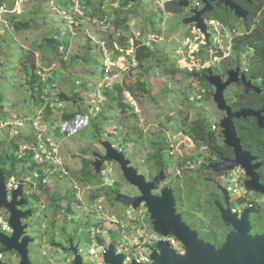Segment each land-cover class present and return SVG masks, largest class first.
Segmentation results:
<instances>
[{"label": "rangeland", "instance_id": "374dc122", "mask_svg": "<svg viewBox=\"0 0 264 264\" xmlns=\"http://www.w3.org/2000/svg\"><path fill=\"white\" fill-rule=\"evenodd\" d=\"M65 1L5 0L10 7L14 6L16 12L4 18L0 31V119H17L15 127L0 128V157L5 151L12 154L11 141L15 137L24 138L21 140V146L34 147L33 144L39 142L40 149L43 143L40 137L45 134L47 142L56 149L54 164H50L55 170V175L47 177V183H42L43 188L48 191L46 195L40 194L37 180L31 173L33 170L27 163L17 166L18 177L23 175L34 183L32 190L30 183L25 184L28 205L24 207L27 211H33L25 221L28 225L27 235L34 239L29 246L33 264H72L74 255L68 251L70 239L76 244L81 243L85 263L96 264V260L87 253L89 243L86 230L90 223H104L100 226L107 232L104 242L110 245L122 244L125 236L131 235H143L147 241L158 238L146 206L136 210L105 194L100 203L92 200L94 194L111 192L112 189L127 196H140V191L124 177L120 165L117 162L104 164L103 170L111 169L110 176L115 184L114 187H109L101 174L96 173L95 179L86 181L90 179H86L89 173L82 172L84 161H94L96 153L105 155L102 143L111 142L131 160V165L140 174L147 177L148 155L155 153L158 144L162 143L166 148L165 160L169 165L165 168L167 181L162 183L161 189L172 186L180 207V164L183 159L196 153L195 142L183 132L184 122L201 116L213 119L214 122L220 118L213 99L209 98L210 90L204 91L196 80H187L181 74H170L165 67L169 64L179 70L195 71L210 63H217L214 47H208L205 37L195 27L184 23L188 18L165 11L167 0H135L125 7L127 0H105L102 9H88L89 12L79 9L78 5L72 10L63 9L60 4ZM73 1L71 0L72 3ZM112 8L118 10L122 18L129 19L131 30L125 31V36L131 47L125 49V52H122L116 43L114 48L109 47L111 35L119 36L115 27L109 23V17L114 14ZM69 18L74 20V24L67 20ZM14 21H30L31 29L18 31L14 28ZM210 33V43L214 45L217 34L212 27ZM48 36L62 42L64 47L70 41L68 50L61 49V54L56 52L54 46L47 44ZM137 38L149 41L161 55L160 62L156 59L145 63L146 72L134 67L133 60H128V56L134 57L133 41ZM186 38L190 39L191 44L182 49ZM30 53L36 54L37 66L44 81L56 77L57 73L58 79L61 80L59 87L53 84L51 90L45 91L46 94L49 93V99L52 101L49 108L37 107L36 100L31 98L32 90L25 81L20 60ZM108 59L116 61L117 65L104 74ZM131 74H143L152 94L139 101L127 93L126 101H130L134 111L128 109L126 114H123L116 109L110 110V101L105 91L115 84L122 83L125 76L130 77ZM201 89L204 91L202 97ZM62 92L81 93L82 100L77 103L63 101L60 97ZM77 107L87 111L90 120L101 116L103 112L106 113L107 120L102 123L101 135L94 126L81 128L70 135L59 133L57 129L62 124L59 120V110L76 112ZM50 109L51 116L48 114ZM54 120L56 123L51 122ZM53 133L55 136H52ZM48 149L51 150L49 147ZM10 164H7L8 168ZM196 165L192 162L186 164V167L192 168ZM58 166L64 168L63 174L57 171ZM203 176L205 178L207 175ZM79 177L84 178L87 186H91L83 191L82 200L77 201L82 204L81 208L71 206V199H68V195L74 196V187H80L79 182L83 184ZM211 185L201 180L186 185V203L191 211H197L198 203L193 200L194 191H209L213 186ZM31 191L36 193L37 198L31 195ZM52 197L56 199V203L51 205ZM94 205L101 206V216L91 210ZM60 208L65 211L61 213ZM207 210H204L205 213ZM0 217L8 219L9 212L1 210ZM107 217H115L119 222L117 231L115 225L106 220ZM54 237L62 244L61 247L52 245ZM99 240L97 237L96 241ZM174 240L176 243L173 247H178L181 252L178 241L175 238ZM122 245L120 250L124 254V242ZM3 255L5 263L20 264L21 258L16 252L5 251Z\"/></svg>", "mask_w": 264, "mask_h": 264}, {"label": "flooded vegetation", "instance_id": "af4514ba", "mask_svg": "<svg viewBox=\"0 0 264 264\" xmlns=\"http://www.w3.org/2000/svg\"><path fill=\"white\" fill-rule=\"evenodd\" d=\"M167 1H178L180 6V0ZM228 1L230 5L213 6L211 12L202 16L208 32L210 33L212 27L217 34L214 45L197 29L196 24L188 26L192 25L205 37L208 47H214L217 63L202 66L199 71L208 69L209 77L220 76L223 83L230 81L224 94L231 115L242 111L252 112L250 115L232 119L242 153L247 154L251 160L245 167L240 166L233 171L217 170L225 161H233L236 151L225 143L224 128L221 126L222 121L230 116L229 112L219 110L214 99L217 88L209 83L207 88L202 89L210 90L209 98L213 99L220 118L214 122L213 119L199 117L207 120L211 126L209 140L207 143H195L196 153L183 159L178 178L181 195L180 207L177 201L178 213L181 214L183 222L198 234L200 240L214 245L217 249L223 247L235 228L238 231L247 229V235L253 238L264 237V0ZM189 3L186 8L180 6L184 11L171 14L190 18L194 15L193 10L204 9L201 0H189ZM234 6L244 14L238 16V9ZM222 13L225 14L224 22L217 19ZM220 53L221 56L218 55ZM200 96L202 97L201 94ZM192 162L197 165L186 167V164ZM148 173V181L160 174L159 172L150 179ZM203 174L207 176L204 178ZM200 180L213 186L211 185L209 191H194L193 200L198 203L197 211H191L186 203V185ZM226 210L228 219L234 218V223L227 224L224 218ZM179 245L182 250L179 252L178 248L176 251L182 254L185 249L182 244Z\"/></svg>", "mask_w": 264, "mask_h": 264}, {"label": "water", "instance_id": "95a60500", "mask_svg": "<svg viewBox=\"0 0 264 264\" xmlns=\"http://www.w3.org/2000/svg\"><path fill=\"white\" fill-rule=\"evenodd\" d=\"M201 1L204 9L193 10L194 15L186 19L184 23L186 25L196 24L197 29L209 41L210 33L202 16L211 12L213 6L218 7L223 4L228 6L231 3L228 0ZM189 4V0H180L181 7L186 8ZM234 8L238 9V16L244 14L238 7L234 6ZM208 82L217 88L214 99L219 110L229 112L230 116L222 121L221 126L224 128L225 143L234 147L236 151V158L233 161H225L217 170L233 171L237 167H245L251 159L247 154L242 153L240 140L237 138L232 119L250 115L252 112L242 111L231 115L224 94L230 81L223 83L220 76H211L208 78ZM102 145L106 154H95L93 168L96 173L100 174L105 163L117 162L126 180L140 191V196L137 197L118 194L116 201L136 210L141 206H146L156 234L162 238L173 236L185 249V252L180 254L169 241L163 239L158 244L160 251H155L152 255L153 262L151 264H264V237L253 238L247 235V229L238 231L235 228L220 249L200 240L198 234L183 222L181 214L178 213L174 188L167 186L161 189L162 183L167 181L165 170H161L157 177L148 181L146 176L140 174L131 165V160L116 149L111 142H103ZM27 205L26 186L19 184L17 188L10 191L6 175L0 168V211L5 209L9 212V221L13 229L11 235L0 232V244L7 252H16L21 258L20 264H33L30 260L29 246L34 242V239L27 235L28 225L25 224L26 219L32 215L33 211L24 210L23 208ZM224 218L227 224L234 223V218L233 220L228 219V210L224 212ZM68 251L75 256L74 264H87L72 239H70ZM104 258L106 264H124L125 261V256L117 255L113 245L109 247ZM0 264L7 263L0 260ZM132 264L138 263L133 262Z\"/></svg>", "mask_w": 264, "mask_h": 264}, {"label": "trees", "instance_id": "16d2710c", "mask_svg": "<svg viewBox=\"0 0 264 264\" xmlns=\"http://www.w3.org/2000/svg\"><path fill=\"white\" fill-rule=\"evenodd\" d=\"M2 2H5V0H0V3ZM130 3H131V0H127V2L124 4V7ZM104 4H105V0H96L95 2L93 0H84L81 9L85 11H88V9L95 11V10L102 9ZM178 4H179L178 1L167 2L165 5V11L170 14L180 12L181 10L184 11V9L180 8ZM61 5L63 6V9H66V10L71 9L74 6L71 0H66L63 4H60V7L62 8ZM113 12H114L113 17H109V20H110L109 23H111L115 27L119 36H117L116 34L111 35L110 37L111 42L109 44V47L114 48V44L116 43L117 45L120 46V49H123V50L127 48L129 49L131 45L128 43L127 38L125 36V31L128 32L129 30H131L129 19L128 17L122 18L118 10L113 9ZM217 19H220L224 22L225 14L224 13L220 14L219 16H217ZM13 25H14V28L18 31L31 29L30 21H14ZM46 40H47V44L50 46H54V49L56 50V52H59V54H61L60 53L61 49L62 50L64 49L65 51H67L70 46V41H68L67 46L64 47V44L62 42H59V40H56L54 38H50L49 36L46 38ZM139 44L140 42H137V45ZM42 46L44 47L45 44H43ZM98 51L96 50V52ZM218 55L221 56L222 54L220 53ZM160 56L161 55L156 51V48L154 50H150L146 46H140V47L138 46V48L136 47V49L134 50L133 58L138 63L137 67H139V69H142L143 72H146L147 68L144 69L145 63H147L148 61L156 60V59L159 60L160 62ZM113 58L115 59V57ZM128 60H132V58L128 56ZM20 65L22 67V72L24 74L25 81L27 85L30 87V89L32 90L31 98L33 100H36L35 103L37 107L40 108L43 106H47L49 108L52 101L49 99L50 97L49 93L46 94L45 91L51 90L50 88L53 84H55L56 87H59V82L61 80L58 79V76H57L58 73L56 74V77H51L47 81H44L40 75V71H39V68L36 62V54L34 53L26 54L24 57H22L20 60ZM165 67L167 71L170 74H173L174 76H176L177 74H181L187 80H196L200 82L201 87L204 89L209 86V82H208V77H209L208 71L209 70L208 69L201 70V71L199 70L184 71V70L176 69L173 66H170L169 64L165 65ZM105 72H106V67H105L104 74H106ZM84 86L87 87L86 85ZM127 93L140 101L144 96L151 95L152 91L148 87L143 74L138 75V76H134V74H131L130 77L129 75H126L122 83L115 84L112 86V88L105 91V95L107 99H109L110 101L109 109L119 110L123 114H126V110L128 109L134 111L135 109L134 106L130 103V101H126L125 96ZM200 94L203 95V91H200ZM60 97H62L63 101H69L71 103H74V102L77 103V101L82 100L81 93L62 92ZM77 108L78 110L76 112H68L66 110L63 111L60 109L59 110L60 122L63 123V122L72 121L77 115H87L88 114V112L85 111L84 109L79 108V107ZM48 114L49 116L52 115V109H50V112ZM106 120H107V115L105 112H103L101 116L95 119H92L90 121L89 126H94L97 133L101 135L103 131L102 123L105 122ZM51 122L56 123L55 120ZM210 131H211V126H209V124L207 123V120L202 119V118H197L193 121L187 120L184 122V125H183V132L192 141H194L197 144L207 143L210 137V133H209ZM23 139L21 137H15L11 141L10 149H11L12 154L5 151L4 154L1 155L0 157V168L6 175L8 184L11 182L12 178H16L18 182L21 184H24V185L26 184V178H24L25 176L21 175L20 177H18L17 166L18 164L24 165L26 163L28 165V163L32 160L33 153L28 152L26 156H23V157L19 156V152L21 151V147H22L21 146L22 144L20 145V143H21V140ZM165 151H166V148H164V145L160 143L158 144V147L156 148V152L148 155L147 167H148V172H149L148 177L150 179H152L155 174L159 173L161 170H165V168L168 167L169 162H166L165 160V153H166ZM93 162L94 161L90 162L89 160L84 161L82 172L89 173V177L86 178V179H90V180H86L89 182H91L93 179L96 178V171L93 168ZM8 163H11L9 168L7 167ZM30 169H34V168H30ZM79 180L82 181L83 183L86 182V181L84 182V178H80ZM42 181H43V177L40 178L38 189L40 190L39 192L41 195L42 194L46 195L48 191H46L43 188ZM103 194H105L108 197L116 199V196L120 193L112 189L111 192H103V193L99 192L98 194H94L92 198L93 199L102 198ZM31 195L32 196L34 195L37 198L36 193L32 192ZM50 200H51V205L56 203V199H54V197L50 198ZM53 225L55 228L56 221L53 223ZM52 245L55 246L56 248L62 246V244L59 243L55 237L52 238ZM0 250L2 251V253L6 251L2 247L1 244H0Z\"/></svg>", "mask_w": 264, "mask_h": 264}, {"label": "built area", "instance_id": "2783aa9c", "mask_svg": "<svg viewBox=\"0 0 264 264\" xmlns=\"http://www.w3.org/2000/svg\"><path fill=\"white\" fill-rule=\"evenodd\" d=\"M83 1L84 0H74L73 1L74 6L69 10L74 9L77 5L79 6V9L82 8ZM15 12H16V10L14 9V6L10 7L5 2L0 3V31H1V23L4 20V18L6 16H9V15L15 13ZM67 20L71 24H74V20H72L71 18H69ZM137 42H140V44L137 45ZM190 44H191L190 39H186L183 43L182 49L187 48ZM138 46L139 47L140 46H146L150 50L155 49L154 45L151 44L149 41L137 38L133 41V50H135L136 47L138 48ZM121 51L125 52L123 49H121ZM132 60H133V66L137 67L138 66L137 61L134 58H132ZM116 65H117L116 61L108 59L107 60V66H106V73H108L110 70H112L114 67H116ZM90 121L91 120H90L89 115H77L74 118V120H72V121L63 122V123L61 122L62 124L60 125V128L57 130L62 135H70V134L77 132L81 128L89 126ZM16 122H17V120L4 121L3 119H0V128L5 129V128L12 127V126L15 127L14 123H16ZM35 130L36 129H34V131ZM52 136H55V134L53 133ZM40 138H41V141L43 142L42 145L40 146V149H38V147L40 145L39 142H35L33 144L34 147H27L26 145H24L21 147V151L19 152L20 157L26 156V154L28 152L33 153L32 160L28 163V166H29V168H34V169H32L33 172H31V173L33 174V177L35 178V180H37L38 184L40 183L41 177H43L42 183L43 182L47 183L46 178L49 176L55 175V170L52 167H50V164L53 163V156L56 155V153H55L56 149L49 144V141L47 142L45 134L43 136H41ZM48 147L51 148V150H49ZM58 167H59V169L57 171H60L63 174L62 170L64 168L62 166H58ZM41 172H42V174H41ZM110 173H111L110 168H108V171L107 170L104 171L102 168V170L100 172V174L102 175V178L105 181H107L108 186L114 187L115 184H114V181L111 179ZM73 182H75V180H73ZM18 183L19 182H17V180L15 178H12L11 182L8 184L9 190L12 191L15 188H17L19 186V184H21V183H19V184ZM79 183H80V187L75 186L74 189L72 188L73 192H74V196L68 195V199L69 200L71 199L70 200L71 206L72 205L80 206V208H81L82 204L77 203V201L82 200L83 191L86 189H89L91 186H87L85 183H83V184L81 182H79ZM26 184L30 185L31 190L34 187V183H33V181L30 180V178H26ZM105 186H107V185H105ZM32 192H34V191H31V193ZM102 198L92 199V200L98 201L100 203ZM100 207L101 206L94 205L93 209H91V210L97 212V214L101 216L103 214V210ZM64 211H65V209L63 208V209H61L60 212L63 213ZM106 220H108L111 224L115 225L116 231L118 230L117 225L119 222L115 219V217H107ZM120 224H121V222H120ZM101 225H104V223H101V222L90 223L89 227L86 230V234H87L86 239L89 243L87 253L89 256L93 257L96 260V264H106L104 255L106 254L109 247L111 245H113V244L110 245V244H107L106 242H104V238L106 237L107 232L103 231V229L100 227ZM0 228H1L0 232H2L4 234L11 235L13 233V229L10 225L9 218L8 219H3V218L0 219ZM97 237L100 239L99 242L96 241ZM129 238L131 239V241H129ZM163 239H166L167 241H169L172 244V246L175 245V243H176L173 236H169L168 238H162L161 236H159L158 238L149 239V241H147V239L143 235H131V236H125V239L123 240L124 247H125V249H124L125 253L124 254H122L121 250H120L123 246L122 245L123 242H122V244L113 245V246L115 247V251H116L117 255L122 254L125 256L124 264H132L133 262H136L138 264H151L153 262L152 255L155 251H160L158 244ZM74 244H75V246L78 247L79 254L82 255L83 250L81 249V243H78V244L74 243ZM97 246H99V247L97 248ZM146 246H147V248H144ZM174 249L178 250V247H176ZM3 259H4V255H3L2 251H0V260L3 261ZM74 260H75V256L73 258L72 264H74Z\"/></svg>", "mask_w": 264, "mask_h": 264}, {"label": "clouds", "instance_id": "9594fccd", "mask_svg": "<svg viewBox=\"0 0 264 264\" xmlns=\"http://www.w3.org/2000/svg\"><path fill=\"white\" fill-rule=\"evenodd\" d=\"M17 120V119H16ZM16 179V178H15ZM17 180V179H16ZM17 182H18V180H17Z\"/></svg>", "mask_w": 264, "mask_h": 264}]
</instances>
